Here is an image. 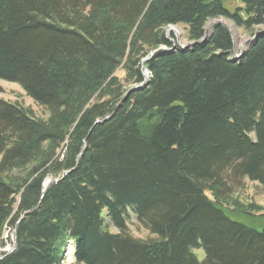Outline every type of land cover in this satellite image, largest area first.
Segmentation results:
<instances>
[{
	"label": "trees",
	"instance_id": "obj_1",
	"mask_svg": "<svg viewBox=\"0 0 264 264\" xmlns=\"http://www.w3.org/2000/svg\"><path fill=\"white\" fill-rule=\"evenodd\" d=\"M223 1L0 0V80L49 112L0 100V264H61L67 239L74 264H264V215L222 203L264 190V32L236 61L223 25L205 36L264 26V0Z\"/></svg>",
	"mask_w": 264,
	"mask_h": 264
},
{
	"label": "rangeland",
	"instance_id": "obj_2",
	"mask_svg": "<svg viewBox=\"0 0 264 264\" xmlns=\"http://www.w3.org/2000/svg\"><path fill=\"white\" fill-rule=\"evenodd\" d=\"M223 5L229 12L232 13L237 7H240L241 3L239 0H224ZM216 22L226 25L231 31V37L235 50V52H232V58H242L243 52H245L246 49H248L254 43V41L258 39L256 37L254 39V35L258 33L256 34V36L258 37L259 33L264 31V26H261L259 28H255V30L251 33L245 32L243 29H238L229 20H226L224 18H216L206 24V37L210 34L211 27L215 25ZM166 31H170V33L168 34L173 36L174 39H171V41L176 47L179 46L180 49H188L191 46L190 44L192 42L189 41L186 30H184L182 26H170L166 29ZM117 76L121 78L123 76V73L121 71H118ZM143 78H145V81L148 80V72H144ZM0 100L23 108L35 119L47 120V118L49 117V112L46 109L28 98L26 94L21 90V88L14 83L4 82L0 80ZM60 156L62 157V154ZM228 192L229 191H226L225 194H228ZM231 193H233V195L228 198L227 202H225L226 200L222 201V203L225 204L228 208L227 214L230 215V217H232L233 219L236 218L240 222L244 221L257 224L258 220L253 217L264 215V190L262 186L258 183L251 182L248 179H244V181H242L239 186L231 190ZM233 203H235V207H233ZM236 207L247 210L246 212H248L250 215H244L243 213L235 210L234 208ZM115 231L116 230L111 229V232L114 233ZM127 231L128 234H130L132 237L140 240L152 239L151 236L149 237L148 232L136 221V217L134 215H131L127 221ZM3 232V245L0 247V256L3 254V251H9L13 248L12 240L13 236H15V233H13L10 227L5 226ZM64 243L65 244L62 250L61 264H74V249L72 248L74 244L70 239L64 240ZM201 252L202 251L200 250L195 253L200 259H202L203 257V254Z\"/></svg>",
	"mask_w": 264,
	"mask_h": 264
},
{
	"label": "water",
	"instance_id": "obj_3",
	"mask_svg": "<svg viewBox=\"0 0 264 264\" xmlns=\"http://www.w3.org/2000/svg\"><path fill=\"white\" fill-rule=\"evenodd\" d=\"M215 24H221V23H218V22H216ZM212 25V24H211ZM221 25H223L227 30H228V32L230 33V36H231V31H230V29L226 26V25H224V24H221ZM210 27V26H209ZM208 27V28H209ZM264 31H262V32H260L259 33V35L260 34H262ZM168 33H170V31L169 32H167V35H168ZM256 34H258V33H256ZM256 34L254 35V39H255V37L257 38V36H256ZM258 35V36H259ZM231 39H232V37H231ZM170 40V39H169ZM171 41V40H170ZM172 42V41H171ZM232 42H233V40H232ZM190 45H193V43H191ZM176 46L175 45H173V48H175ZM161 50H166V49H164V48H161V49H159L158 51H161ZM158 51H154V52H152L151 54H150V56L146 59V60H144L143 61V64H142V75L144 74V72H147V70L143 67V65H144V63L146 62V61H148L149 59H151ZM233 52H235V50H234V44H233ZM238 57V56H237ZM236 60H238V58H233L232 59V61H236ZM144 71V72H143ZM145 79V78H144ZM146 82H147V80L145 81L144 80V83L143 84H141L140 86H135V87H131L127 92H126V94H125V98L126 97H128V95L130 94V93H132V92H134L135 90H137V89H139V88H141V87H143L145 84H146ZM112 116V115H111ZM111 116H109L108 118H106V120H108ZM67 173L68 172H65V173H63V175H62V178L63 177H65L66 175H67ZM53 182H57V180H54V181H52L51 180V182L49 181V180H47L46 181V185H45V187H44V190H43V192H42V194H44V192H45V190H46V188L51 184V183H53Z\"/></svg>",
	"mask_w": 264,
	"mask_h": 264
},
{
	"label": "bare ground",
	"instance_id": "obj_4",
	"mask_svg": "<svg viewBox=\"0 0 264 264\" xmlns=\"http://www.w3.org/2000/svg\"><path fill=\"white\" fill-rule=\"evenodd\" d=\"M173 31V30H172ZM171 31V32H172ZM179 47V46H178ZM240 58V57H239ZM82 153H83V151H82ZM76 163H78V161L76 162ZM46 185V184H45ZM13 233H14V231H13ZM15 236H13V240H12V244H13V248L11 249V250H9V251H3V254H5V255H8V254H10L12 251H14L15 250ZM73 248V247H72ZM72 250V249H71ZM0 258H1V256H0Z\"/></svg>",
	"mask_w": 264,
	"mask_h": 264
}]
</instances>
